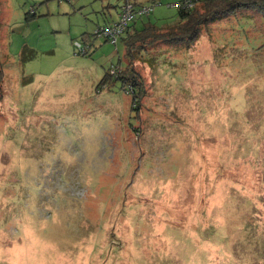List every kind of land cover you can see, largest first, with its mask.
<instances>
[{
	"label": "rangeland",
	"instance_id": "rangeland-1",
	"mask_svg": "<svg viewBox=\"0 0 264 264\" xmlns=\"http://www.w3.org/2000/svg\"><path fill=\"white\" fill-rule=\"evenodd\" d=\"M121 1L0 0V264H264V17L137 65L136 116L100 84ZM154 1L165 21L178 0Z\"/></svg>",
	"mask_w": 264,
	"mask_h": 264
},
{
	"label": "trees",
	"instance_id": "trees-1",
	"mask_svg": "<svg viewBox=\"0 0 264 264\" xmlns=\"http://www.w3.org/2000/svg\"><path fill=\"white\" fill-rule=\"evenodd\" d=\"M184 1H191L192 5H185ZM156 4L157 2L154 0L149 4H143L137 0H122L115 4L116 17L106 19L107 24L99 25L97 32L94 33L96 37L100 36L104 41L112 44H116L118 40L122 42L124 63L120 60L115 64L111 63L100 84L109 86L112 77L115 80H120L122 87L126 88V93L132 94V100L136 102H134L136 116L138 113L141 114L140 101L144 92L142 80H139L138 77L137 65L148 68H154L160 62L162 65L163 61L159 59V56L163 55L162 51L169 48L187 50L193 47L200 36L208 32L212 25L221 19L237 17L238 14L264 17V0H178L167 5L174 8L175 12L165 17V21L149 18V14ZM123 10L132 14V18L122 23L120 15ZM105 30L114 33V42L108 33H104ZM75 45L79 49L77 51L79 54H85L89 48L88 46L83 47L79 42H76ZM28 50L31 51V54L25 53L26 48L22 50L19 55V63L33 57V50ZM9 57L6 49L0 51V101L4 94L2 86L5 77L4 66L9 62Z\"/></svg>",
	"mask_w": 264,
	"mask_h": 264
},
{
	"label": "built area",
	"instance_id": "built-area-1",
	"mask_svg": "<svg viewBox=\"0 0 264 264\" xmlns=\"http://www.w3.org/2000/svg\"><path fill=\"white\" fill-rule=\"evenodd\" d=\"M183 3H185V5H189V6L192 5V2L191 1H184ZM120 18H121V22L123 23V22L131 19L132 18V14H130L129 12H126L125 10H123L122 13H121V15H120ZM110 32H111L110 30H105L104 31L105 34L106 33L109 34V37L112 39V42H114L115 41L114 33H110Z\"/></svg>",
	"mask_w": 264,
	"mask_h": 264
}]
</instances>
